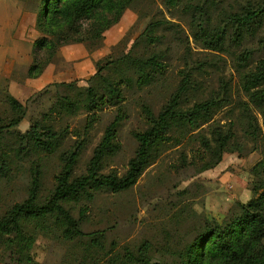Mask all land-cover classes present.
I'll return each instance as SVG.
<instances>
[{"label": "trees", "instance_id": "1", "mask_svg": "<svg viewBox=\"0 0 264 264\" xmlns=\"http://www.w3.org/2000/svg\"><path fill=\"white\" fill-rule=\"evenodd\" d=\"M141 1L42 0L36 23L42 37L33 46L35 57L28 76L41 75L65 45L101 42L125 13ZM162 1L172 20L160 18V13L153 14L128 53L105 64L97 63V72L87 86L80 87L77 82L56 84L64 91L44 115V121L19 134L16 148L7 145L5 150V133L17 127L26 116L25 107L14 97H8L16 118L0 126V179H13L12 168L25 160L30 164L31 175L26 198L0 216V263L40 264L33 251L41 237L63 244L84 245V254L93 253L92 264H264V158L252 168L256 196L247 204L239 205L238 213L232 212L223 223L205 222L185 249L171 254L158 253L151 241L146 240L134 251L124 249L114 258L100 257L99 248L104 250L102 235L83 231L86 213L83 209L79 219L68 209L71 204L93 201L100 191L122 193L132 189L169 146L182 145L192 131L210 123L218 110L232 102L230 85L224 83L220 96L189 105L192 92L197 90L196 83L189 72L181 73L177 91L158 113L147 102L141 104L147 128L133 133L138 148L127 172L121 177L115 172L103 173L105 160L116 155L120 148L118 133L128 118L125 110L128 96L161 82L168 67L165 63L168 55L161 49L166 39L171 37L183 47L189 42L181 22L187 23L188 37L204 49L228 53L243 49L236 58V69L241 72V88L248 101L240 104L238 121L246 140L255 145L264 140V130L250 107L258 110L264 127V55L258 54L264 53V0ZM254 41L257 47L245 48ZM256 55H259L257 60ZM105 109H115L116 115L94 149L85 174H75L85 146L82 140L72 151L60 153L61 171L55 177L53 191L43 196L44 157L57 153L64 136L46 123L47 118L53 113L72 117L85 112L90 115L85 127L88 132ZM236 125L237 121H231L224 127L217 126L211 131L210 139L198 135L204 152V155L198 154L205 162L202 171L219 164L232 147L241 151ZM167 256L172 259L170 263L164 260Z\"/></svg>", "mask_w": 264, "mask_h": 264}, {"label": "rangeland", "instance_id": "2", "mask_svg": "<svg viewBox=\"0 0 264 264\" xmlns=\"http://www.w3.org/2000/svg\"><path fill=\"white\" fill-rule=\"evenodd\" d=\"M41 2L0 0V126L16 118L8 103L9 96L17 99L26 109L24 120L5 133V150L7 145L16 148L19 134L44 121V115L49 113L59 94L64 91L63 88L58 89L56 84L77 82L80 87L87 86L89 79L97 72V63L105 64L128 53L153 14L160 13V18L172 20L162 0L137 2L125 13L121 22L106 33L104 40L93 45L61 47L42 74L31 78L28 71L34 62L33 46L42 37L36 28ZM181 26L187 32L189 42L183 47L171 37L166 39L161 49L168 55L165 62L168 67L161 82L128 96L125 103L128 118L118 133L120 148L116 155L105 160L103 173L115 172L121 177L127 172L138 148L133 133L147 128L141 104L147 102L158 113L177 91L183 76L181 73L189 72L196 83L197 90L192 92L189 105L220 96L224 83L230 85L232 102L218 110L210 123L192 131L182 145L169 146L145 170L132 189L122 193L100 191L93 201L68 207L77 219L80 218L81 209L86 212L82 222L84 232L102 235L104 250L99 248L100 257L114 258L124 249L134 251L146 240L151 241L158 253L185 249L205 222L223 223L229 214L238 213L239 205L247 204L256 196V177L252 174V168L264 158V140L256 145L246 140L238 121L240 104L248 101L241 88V72L236 69V58L243 49H236L233 53L204 49L188 37L187 23L181 22ZM247 46L257 47V42L246 44L245 48ZM188 49L191 52H187ZM259 55L255 56V60ZM250 107L264 130L258 110ZM115 115V109L100 112L99 121L88 132L85 127L90 115L85 112L72 117L53 113L52 118H47L46 123L64 136L57 153L44 157L43 196L53 191L55 177L61 171L60 153L72 151L82 140L85 146L75 174H85L94 149ZM231 121H237L241 151L232 147L219 164L202 171L205 162L200 157L204 152L198 135L210 139L214 128L224 127ZM30 175V164L25 160L12 168L13 179H0V216L13 204L26 198ZM83 246L40 237L33 254L40 264H92L93 253L84 254ZM154 257L160 255L154 254ZM164 260L167 263L172 261L168 256Z\"/></svg>", "mask_w": 264, "mask_h": 264}]
</instances>
